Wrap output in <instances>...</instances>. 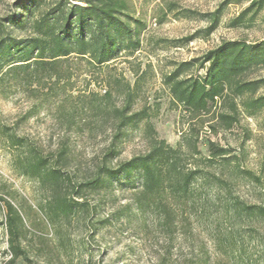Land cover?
I'll use <instances>...</instances> for the list:
<instances>
[{"label": "rangeland", "instance_id": "374dc122", "mask_svg": "<svg viewBox=\"0 0 264 264\" xmlns=\"http://www.w3.org/2000/svg\"><path fill=\"white\" fill-rule=\"evenodd\" d=\"M224 1L127 0L122 17L131 24L132 41L120 42L113 59L103 65L89 56H72L74 94L93 91L103 105L102 96L112 87L110 104L121 105L123 95L115 91V80L138 82L134 109L147 107L160 137L177 146L187 127V114L173 102L165 76L180 65L185 76L204 75L202 57L224 41H264V9L233 23L249 0L226 5L217 28L208 35V16ZM61 7H68L64 0H0V46L28 38L34 20ZM137 42L138 47L132 45ZM246 79L263 81L255 97L264 95V63L254 66ZM57 92L63 96L61 90ZM56 101L39 105L32 93L12 85L5 87V95L0 93V196L17 204L25 222L21 238L25 253L13 261L0 207V264H264V215L259 209L255 214L226 209L237 200L264 208V107L253 114L241 108L231 129L218 126L214 132L206 125L199 130L204 156L208 139L228 150L231 165L226 162L224 172L231 188L220 199L209 197L206 210V200L196 209L185 208L169 229L161 218L140 213L133 203L142 184L141 172L121 175L103 187L89 184L112 141L113 121L99 111L82 115L80 99L77 123L68 125L56 116ZM33 110L37 112L30 116ZM144 125L125 129L113 165L146 151ZM7 133L23 137L24 144L12 145ZM34 154L62 168V185L24 174ZM247 170L255 177L243 173ZM77 192L82 206L69 215L54 213L59 197Z\"/></svg>", "mask_w": 264, "mask_h": 264}, {"label": "trees", "instance_id": "16d2710c", "mask_svg": "<svg viewBox=\"0 0 264 264\" xmlns=\"http://www.w3.org/2000/svg\"><path fill=\"white\" fill-rule=\"evenodd\" d=\"M234 1L239 0H225L209 14L208 35L217 28L226 5ZM249 2L233 23L243 22L245 16L255 15L264 9V0ZM64 3L67 8L53 9L34 20L32 35L28 38L14 40L13 44L6 41L1 44L0 93L5 95V87L12 85L32 93L39 105L57 100L56 116L66 119L68 125L77 123L74 120L78 113L76 100L80 99H83L82 115L99 111L100 115H106L113 121L112 141L95 178L89 183L91 186L103 187L121 175L141 172L142 184L133 194V203L140 213L161 218L169 229L176 226L177 217L183 214L185 208L196 209L206 200V210L209 197L220 199L222 193L231 188L230 178L224 172L225 163L231 165V162L226 156L228 150L212 139L206 142L208 154L204 156L199 143V130L206 125L214 132H217L218 126L231 129L239 121L241 108L253 114L264 107V95L255 97L263 81L246 79L254 66L264 63V41L254 44L241 40L224 41L202 57L204 75L185 76L180 65L165 76L173 102L183 107L187 114V127L182 131L177 146H172L160 137L149 121L151 112L147 107L134 109L138 82L133 85L130 81L121 82L120 78L115 80V91L123 95L121 105L110 104L112 87L102 96L106 100L103 105L99 104V95L93 91L84 90L77 95L73 92L72 56H89L93 63L103 65L113 59L120 42L132 41L131 24L122 17L128 10L127 0H64ZM132 45L138 47L139 42ZM13 50H16L14 55ZM57 90H61L63 96L58 95ZM36 112L33 110L30 116ZM141 123L145 124L146 151L113 165L119 155L118 143L125 129ZM6 135L12 145L24 144L23 137ZM63 156L65 151L61 150L59 157ZM243 173L255 177L251 171ZM24 174L37 176L56 187L62 185L65 179L61 167L51 165L46 157L39 154H34L26 163ZM81 197L78 192L72 197L65 193L56 200L52 210L55 214L60 211L69 215L84 204L78 200ZM0 207L4 208V225L14 261L25 253L21 245L24 216L17 204L5 196H0ZM226 209L235 214L243 211L255 214L259 209L264 215L263 207L244 205L238 200Z\"/></svg>", "mask_w": 264, "mask_h": 264}]
</instances>
